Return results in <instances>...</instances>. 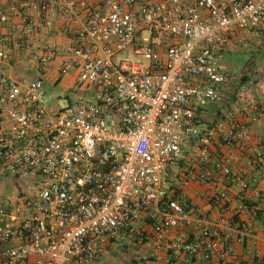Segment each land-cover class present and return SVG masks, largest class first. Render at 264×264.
I'll list each match as a JSON object with an SVG mask.
<instances>
[{
	"label": "built area",
	"instance_id": "1",
	"mask_svg": "<svg viewBox=\"0 0 264 264\" xmlns=\"http://www.w3.org/2000/svg\"><path fill=\"white\" fill-rule=\"evenodd\" d=\"M9 1L0 24L17 17L19 39L27 43L57 17L68 29L82 24L71 45L29 55L39 67L61 59L57 73L76 71L81 91L65 105H51L40 76H0V264H95L126 238L137 250L159 252L153 264H170L180 254L190 264H241L230 238L256 240L237 219L252 210L264 221V210L252 203L233 205L226 191L210 189L206 210L230 218L195 216L199 239L177 233L192 221L182 192L191 182L209 186L233 176L239 193L248 187V171L236 173L232 164L236 146L244 149L254 131L232 112L200 130L198 112L241 82L217 62L235 41L262 33L264 0ZM8 42L0 33V64ZM124 49L143 60L115 63ZM248 108L264 128V101ZM218 136L223 153L211 170ZM193 142L198 172L182 175L179 189L170 174ZM251 158L248 166L264 175V151ZM4 182L12 187L8 195ZM154 213L151 232L143 230ZM252 253L248 264H264Z\"/></svg>",
	"mask_w": 264,
	"mask_h": 264
},
{
	"label": "crops",
	"instance_id": "2",
	"mask_svg": "<svg viewBox=\"0 0 264 264\" xmlns=\"http://www.w3.org/2000/svg\"><path fill=\"white\" fill-rule=\"evenodd\" d=\"M10 4L9 0H0V14L5 12ZM18 19L13 16L8 19L7 22L0 24V33L9 39V42L5 46L8 59L0 64V76H6L11 79H24L30 80L33 77L40 76L43 80V93L45 81L48 83V87L51 89L59 88L61 92L55 93L54 96L57 100L56 105H65L74 98L81 89H77L76 78L77 72L70 71L67 74L60 75L57 73L56 68L60 66L61 59H55L44 67L36 66L30 63L29 55L31 52H41L48 45L54 44L59 47L71 45L73 42L74 32L81 29L82 24L80 22L70 24L69 29L66 28L64 22L60 17L50 20L48 23L42 24L40 29L36 32L31 43L22 41L19 39L18 32ZM264 34V32H263ZM20 41V47L15 46V42ZM35 70L32 75L30 72ZM26 73L23 74L22 72ZM249 78L232 85H229L224 89V99L219 104L209 105L201 108L198 112V128L204 130L211 127L217 120L223 118L228 113L232 112L234 118L240 125L247 126L254 131V135L250 138L244 149L236 146L234 155L236 160L232 166L234 172L242 173L243 170L248 171V187L239 193V184L236 178L233 176L222 177L214 182L213 185H200L198 182H191L189 186L181 187V176H189L194 172H198L197 162V144L192 143L188 147L183 148V156L179 164L175 166L170 174V180L172 185L182 188V192L185 195L186 200L191 204L194 212L190 213L192 219L189 228H180L177 235L180 233H187L189 239H199L200 229L196 225L195 216H207L211 220H215L219 217L225 219L230 218L232 215L229 212L222 210H206V195L210 189H217V191H226L232 201V204H237L240 200H245L255 205L256 210L261 212L264 210V200L260 197L264 194V175L258 174V170L255 167L248 166V162L252 159V154L255 150L264 151V142L262 138L264 136V128L259 121H252L250 118V109L248 104L254 100L264 101V86L261 84L264 82V76H253L250 72ZM240 76V75H239ZM248 81H252L253 84H247ZM247 84V85H246ZM245 86V88H244ZM247 86V87H246ZM44 97V94H43ZM223 153V147L221 146V136L214 139L213 148H211V159L208 164V168L215 170L218 166L219 157ZM237 219L252 229L256 238L246 239L244 244L238 243L236 235H232L230 242L236 257L241 264H248L253 260V253L257 252L260 259H264V221L255 215V212L241 211L237 215ZM158 220L157 214H152V217L148 218L140 224L143 230L151 232L152 224ZM131 239L126 238L123 244L131 243ZM134 256L133 264H153L156 257H161L159 252L150 251L147 254L144 250H131ZM150 254V256H149ZM154 255V256H153ZM226 261L231 260V256H226ZM216 258H213V262ZM170 264H190L189 259L183 254L178 255ZM202 264H205L202 262Z\"/></svg>",
	"mask_w": 264,
	"mask_h": 264
},
{
	"label": "rangeland",
	"instance_id": "3",
	"mask_svg": "<svg viewBox=\"0 0 264 264\" xmlns=\"http://www.w3.org/2000/svg\"><path fill=\"white\" fill-rule=\"evenodd\" d=\"M126 59L143 60L142 58L135 56L128 49L118 52L113 57L115 63ZM217 64L223 71L233 76H241L244 73L248 74L249 72L253 76H264V34L261 33L259 36H251L244 40L235 41L232 47L222 54ZM22 73L25 74L26 72L23 71ZM34 73L35 70L30 72L32 75ZM261 84L264 86V82ZM59 92H61L59 88H55V90L51 89L45 81L43 93L44 102L56 105L57 100L54 94ZM3 185L4 193L7 195L11 193L12 187L6 182H4ZM110 249L111 251L105 254L95 264H133L135 261L134 256H138L136 254L132 255L131 250H135V247H133L131 243L113 245Z\"/></svg>",
	"mask_w": 264,
	"mask_h": 264
},
{
	"label": "trees",
	"instance_id": "4",
	"mask_svg": "<svg viewBox=\"0 0 264 264\" xmlns=\"http://www.w3.org/2000/svg\"><path fill=\"white\" fill-rule=\"evenodd\" d=\"M264 32V30L262 31V33ZM249 78L248 75H246L245 73L243 75H241V81L245 80Z\"/></svg>",
	"mask_w": 264,
	"mask_h": 264
}]
</instances>
